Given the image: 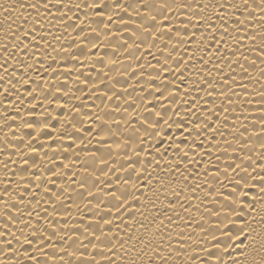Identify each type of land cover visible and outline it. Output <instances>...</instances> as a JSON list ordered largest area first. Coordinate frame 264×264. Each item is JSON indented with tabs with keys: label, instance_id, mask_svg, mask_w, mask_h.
<instances>
[{
	"label": "bare ground",
	"instance_id": "6f19581e",
	"mask_svg": "<svg viewBox=\"0 0 264 264\" xmlns=\"http://www.w3.org/2000/svg\"><path fill=\"white\" fill-rule=\"evenodd\" d=\"M19 2L23 3L25 0H19ZM66 2L71 3V0H66ZM105 2L111 3V0H105ZM127 2L129 0H120L121 4ZM14 3H16V0H0V5L9 8ZM104 11H108L116 23H111L108 16H104L102 22L99 21L89 9H76L73 7L71 11L64 8L58 12L55 7H52L51 13L53 15L45 13V15L41 16L31 7L27 9L17 8L16 11L11 13L12 21H15L12 23L14 31H9L6 24L12 21H5V12L0 7V26H3V31H0V45H7V49L0 47V62L3 61L8 53L15 52V55L8 61L10 75L5 76L6 81L11 79L14 83L4 85V88L11 89L12 95L8 96L7 99L0 96V124L13 125L12 129L7 130V136L11 143H7L4 140V133L0 132V147L15 152V155L11 158L16 161V163L11 164L13 169L26 167L23 164V159L34 158L38 165L42 163L43 166L37 168V175L43 178L45 183H47L48 177L58 181L57 184L49 183L47 185L53 189V195L55 191H59L61 188L65 189L64 198L68 207L62 208L61 213H67L72 218L69 219L66 228L60 229L61 231H72L74 228L83 230L85 226H89L87 217H91L92 213L97 211L95 197H88L89 200L93 201L91 205L81 199L80 182L86 180L89 181L87 188H91L92 183H96L103 189V191L92 189L93 192H99V196L103 201L101 207L109 199V197L104 195L105 192L116 191L120 193L127 191L130 194L128 200L125 201L127 210L121 209L123 222L120 220L115 221L120 227L119 229L112 227V233L122 230L125 239L131 234L133 235V240L136 239L137 235L142 236L144 240H152L154 234L161 228L160 220H163L165 224L169 225L167 232L161 230L160 234L155 236L153 246L161 242V237L168 236V239L163 241L164 252L160 253V255L171 253L172 260L168 264H189V256L197 253L199 257L207 258L208 264H232V260L236 259L241 250L250 243L254 241L258 249L260 243L264 241V224L260 223V214L250 211V206L253 204H255L257 209H264V191L261 190L262 186H264V179L258 174L260 173L259 167H256L255 171L249 168L247 173L241 171L238 175L236 172L228 171L226 173L228 178H225V164L231 162L232 155H237L238 160L249 162V148L241 147L240 142L245 139L244 133L252 134V127L250 120H244L242 117L258 113L260 108L259 101L261 100L259 89L264 86V80H261L259 84L256 83V79L243 80L242 83L247 87H236L235 91L240 94L238 96H232L231 93H228L232 100L229 103L227 98L221 100L218 95L213 97L206 96V92L209 90L208 86L200 80L201 77L207 76V73L201 71L203 61L189 68L188 72L185 73L186 78L176 79L175 73L164 71H161L159 77L141 75V73L154 74L157 70L165 67L171 68L180 53L184 52L185 45L181 44L176 50V55L166 62L164 57L167 54V48L171 47V42L165 46L163 41L158 40L156 43L159 47L153 48L151 44L144 45L137 50V58L135 60L126 61L125 53H121L119 50L115 53L112 52V47L121 43L120 34H114V30L124 27L119 22L120 16H124L130 21L127 25L130 30L136 28L134 21L140 19V17L135 15L129 17L127 12L121 9H104ZM117 13L119 14L117 15ZM77 16H79V19H76ZM62 19L63 23H61ZM183 19H185L183 15L179 19L173 15L172 21H165V23L179 25V28L183 29V25L179 23ZM98 23L99 37L93 34V30L96 29ZM66 24H75L76 27L74 29H66ZM82 27L84 32L81 35H87L89 40H97L98 43L92 47L91 51H88L86 46L84 47L85 55L82 57L83 64L81 65L80 60H73L71 57L73 53L78 55L81 51L82 40L77 36V33L80 32ZM193 30L189 29L190 32ZM199 31L203 32L204 29ZM29 32L31 35H27ZM48 33H51V35ZM105 33H108V35H105ZM126 34L136 39L135 32L130 31ZM171 35L175 40L176 33L172 32ZM197 39H201V37H197ZM184 40H187V37H184ZM36 41H40V43L33 47ZM233 43L235 42L233 41ZM17 44H20L19 48L16 47ZM25 44L27 48H25ZM49 44L52 47H49ZM70 44L73 47L70 48ZM191 47L195 51L196 45L192 44ZM53 48L56 51H53ZM38 49L46 50L48 55L45 56L44 51H38ZM145 49H150L155 58L153 55H148ZM211 51L213 49L210 48L209 52ZM33 52H37L40 62H37V57L32 55ZM184 55L187 56L188 53L184 52ZM199 55L200 53L196 52V56L199 57ZM101 56L104 57L102 62L100 60ZM60 57H63V59H60ZM113 59L120 61V63L114 64ZM205 59H208V57H205ZM241 62H243L242 57ZM223 63L221 61L222 65ZM49 64L51 68L45 71ZM138 64L143 67L138 68ZM183 66V63H181V68ZM248 66L252 69L250 61ZM13 67L16 69L15 72L12 71ZM207 67L211 71V66L207 65ZM125 68L128 69L127 72H125ZM66 69L71 71H66ZM224 71L227 72L228 69L225 68ZM106 72L108 73L107 76L104 75ZM241 73L242 70L237 66V79H239ZM0 75H4L2 67H0ZM25 76L28 79L27 84L23 83ZM65 76L69 78V83L66 85L64 82ZM252 76L258 77L259 72L252 69ZM165 77L168 80L166 85L163 84ZM213 77H215V72H213ZM215 78L218 79V77ZM173 80H176L175 85L171 83ZM117 81L123 83L120 84ZM190 81L200 82L203 84L205 91L195 89L194 84L190 83ZM93 82L99 84V89L94 86ZM150 84H155L158 87H150ZM133 85H135L134 88ZM57 87L63 89L59 93V99H55L57 95L55 89ZM164 87H167L169 91H164ZM4 88H0V92H3ZM79 88L84 89L83 93L77 90ZM46 89L51 90L49 100H44V95L49 94ZM100 89H112L123 99L109 101L106 95L101 94ZM160 91H163V95L168 97L167 100L163 101L166 106L164 109L160 108L161 101L154 99L155 96L160 94ZM248 91L252 92V96L246 95ZM93 92L96 94L92 95ZM150 92L152 95H149ZM216 92L218 93L219 89H216ZM128 93H132V95L129 96ZM173 93L175 94L174 97ZM33 95H35L36 99H33ZM145 96L148 97L147 100L143 99ZM19 97H22V99ZM197 97H199V100H197ZM173 98H175L176 104L171 103ZM54 99L55 102H50ZM206 99L215 100L217 104H222L223 107L213 109L212 104L204 103ZM128 100H133L132 107L136 111L131 113L123 111V109L129 107L126 103ZM244 100H255L256 103H242ZM149 101H151V104H149ZM32 104H37V107L33 109ZM141 104L148 105L151 108V113H144ZM115 105H119L120 111L116 110ZM152 105H155V107H152ZM5 108H7L8 115L14 119L5 121ZM188 108H191L192 111H187L186 109ZM225 109H228V111L225 112ZM237 109L239 111H236ZM247 109H253L254 111L249 113ZM158 110L167 111L169 116L165 117V119L170 118L174 124L179 121L186 129V131L178 127L166 129L168 135L163 137L161 147H167L169 143L172 144V147L168 148L166 156L158 153L153 147L151 155H148L147 151H141L139 157H137L135 152L132 151L133 147H136L137 151L140 148L148 149V144L139 145L137 141L138 146L130 144L127 149L128 156L121 158V156L117 155L123 148V142L121 141L120 148L113 147L111 149V159L108 160V163H101V156L103 155L107 158L109 155V150L101 147L103 143L101 137L104 140L109 138V129L104 123L106 117L109 120L113 117L119 119L121 116L125 118L136 116L139 118L142 114L154 115ZM173 110L176 111L175 116L171 115ZM97 116L99 117L98 119ZM205 116L209 118L207 122L211 123L212 130H203L200 137V140L203 141L200 145L201 148L207 146L209 139L215 135L217 128L227 134L223 137L215 135V143L212 144L213 148L219 144V154L225 156L226 159L213 160V163L220 166V171L216 173V176L218 180L223 181V187L217 183L211 190L229 195L234 194L236 199L244 202V212L238 216H228L226 218L221 204L213 202L216 197L207 196V203L198 210L194 208L192 211L185 212L177 207L175 211L180 213V216H173L175 224H169L168 218L163 215V212L168 211L171 214L173 210L168 207L164 195H161L160 199L157 200L155 191H148L150 186L148 177H152V184L157 188L160 184V181L156 180L157 176L165 180L174 179L173 184L166 185L165 193L168 199L175 203L177 197L172 195L170 188L183 187V182L182 177L178 173L174 178L170 176L169 170L175 168L176 161L179 159L176 152L182 153L185 150L184 148L176 149L175 145L181 141L185 145H191L197 139L195 125H199ZM225 116L228 117L227 120H225ZM45 121L48 124L47 128H45ZM29 122L32 124L31 129L28 127ZM76 126L81 128L80 132L76 131ZM116 127L117 125H113L112 129L114 130ZM161 127H164L163 121H161ZM89 128L95 139H92V136L87 134L86 130ZM120 128V135H129V132L124 130L123 123H121ZM13 131L15 135H13ZM185 137L188 138L185 139ZM157 139H160V135H158ZM225 140L231 142L232 149L237 150L236 153H233L232 150H229L227 154L224 153L223 150L228 147L227 144L223 143ZM149 143L155 145V141L150 140ZM16 145H19V147L15 148L14 146ZM32 147L35 148V152L32 151ZM93 152L96 153L95 157L91 155ZM215 154L213 153V155ZM157 156H161V163H157L156 159H154ZM251 156V163L255 165L259 158V149L256 152H252ZM50 157H54L55 162L48 159ZM5 158V156H0V159ZM137 159L139 163L133 165L137 171L132 172L127 167L121 170L122 164H127L130 160ZM188 159L189 163H191V158L189 157ZM203 159L207 161V157H203ZM259 164L264 165V160H259ZM179 167L181 171H184V164H180ZM205 167H208L206 163L192 165V170ZM48 168H51L52 172H48ZM101 168L104 169L103 172L100 171ZM161 168H163V171L159 170ZM30 173L31 169L24 174L25 178ZM53 173H59V176H53ZM88 173H91V175H88ZM249 173L255 175V179L249 180V187L245 188L240 177H247ZM0 175H2V169H0ZM8 175L17 181H21L20 172L15 174L9 172ZM126 177L127 179H125ZM196 179L193 178L188 181L189 185L195 184ZM208 179L212 180V176L210 175ZM235 181H240V183L237 184ZM31 183L38 184L39 181L33 177ZM134 185L136 187H133ZM12 187L16 188V185L13 184ZM69 188L76 191L69 193ZM87 188L83 192L84 196H87ZM27 191L29 195L24 197L25 202L30 199L33 189L29 187ZM36 191L40 193L39 196L35 197L36 200L44 197L43 188H38ZM133 191L136 192L135 197L131 195ZM245 191L248 193L247 196L243 195ZM141 193H144V195H141ZM69 195L72 197L70 200L67 199ZM145 196H147V199H145ZM185 196H189L187 190L179 199L184 200ZM204 198L205 193L201 191L198 193V199L191 200V203L194 206L200 205L201 199ZM218 198L220 200L224 199L223 195ZM149 201H152L155 207ZM54 202L57 207H61L58 201L54 200ZM77 205L80 207L78 208ZM21 207L23 206L21 205ZM43 207L50 208L47 197L44 198ZM30 208H40L42 215H49V213L43 212V208L40 205L33 204L30 205ZM81 212L86 213V218L83 222L78 223V217ZM157 213H159L158 219L156 218ZM244 213H247V215L245 216ZM117 215L120 214L117 213ZM181 217H186L188 223H185V220ZM95 218L99 219V216ZM25 219H28V217L25 216ZM154 219L155 223H151ZM226 219L228 222H225ZM39 223L43 225L46 224V221L40 220ZM249 223L253 227H245V232H251L252 234L248 239L244 240L243 245H240L239 240L244 239L243 234L238 238L235 233L241 226ZM141 224L145 225L147 230H145V227H141ZM57 227H60L59 221H57ZM181 235H183V239H180ZM169 243L172 244V248L168 247ZM137 247L140 248L143 245L139 244ZM172 249H178L180 255ZM208 251H211L213 255L208 256ZM184 253H187V255ZM131 255L135 256V253H131ZM150 257H153V253L149 248L146 250V254L141 256V260L137 261V264L146 262ZM118 264H124V262L118 260ZM156 264H160V262L157 261Z\"/></svg>",
	"mask_w": 264,
	"mask_h": 264
},
{
	"label": "snow or ice",
	"instance_id": "6c2138e0",
	"mask_svg": "<svg viewBox=\"0 0 264 264\" xmlns=\"http://www.w3.org/2000/svg\"><path fill=\"white\" fill-rule=\"evenodd\" d=\"M5 12V21H12L11 13L16 11L17 8L27 9L31 7L38 12L41 16L45 13L53 15L51 13L52 7L56 8V11H61L64 8H67L68 11H71L73 7L76 9H89L92 11L93 16H95L99 21H103L104 16H108V19L111 23H116L113 20L112 16L109 15L108 11L104 9H121L126 11L128 16L131 17L135 15L140 17L134 21L136 28L130 30L127 25L130 22L124 16H120V23L124 25L123 28H117L114 30L115 33L120 34L121 43L116 44L112 47V52L125 53V60H135L137 58V50L141 49L144 45L151 44V47L157 48L156 41L160 40L164 42V45L167 46L171 42V47L167 48V54L164 59L167 62L174 55H176L177 48L184 44V52H187L188 55L185 56L184 52L180 53V56L174 61L171 68L165 67L157 70L153 73H141V75H148L150 77H159L161 71L175 73L176 79L185 77V73L188 72L189 68L194 67L195 64H200L203 61L201 66V71L207 73V76L201 77L200 80L203 81V84L208 86V91L206 92L207 97L219 96L221 100L227 98L229 103L232 102L231 96L228 93H231L232 96L240 95L235 91L236 87H247L242 83L245 79H256V83H260L261 80H264V0H129V2L121 4L120 0H111V3L105 2V0H71V3H67L66 0H25L21 3L19 0H16L11 8L0 5ZM119 13H117L118 15ZM173 15L177 19L181 15L185 19L180 20L179 23L183 25V29L179 28V25L166 24L165 21H172ZM79 19V16L76 17ZM11 23H7L6 27L9 31H14L12 29ZM63 19L61 23H63ZM110 27V25H108ZM75 24H66V29H74ZM139 29V31H137ZM189 29H194L189 31ZM204 29L203 32L199 31ZM0 31H3V26H0ZM130 31L135 32L136 39H133L129 33ZM84 32L83 27L80 32L77 33V36L81 38L82 43L80 45L81 51L77 55L76 53L72 54L73 60H80L81 65L83 64L82 57L85 55L84 47L86 46L88 51H91L92 47L98 43L97 40H89L87 35H81ZM172 32L176 33V39L174 40L171 35ZM51 35V33H48ZM93 34L99 37V23ZM7 35V33H5ZM31 35V33H27ZM108 35V33H105ZM166 37V39H165ZM184 37H187V40H184ZM201 37V39H197ZM210 38V39H209ZM207 41V42H205ZM233 41L235 43H233ZM46 42V41H45ZM40 41H36V44L33 47H36ZM192 44L196 45L195 51L192 49ZM0 47L7 49V45H0ZM17 48L20 47V44L16 45ZM49 47H52L49 44ZM73 47V45H69ZM25 48L27 45L25 44ZM213 51L209 52V49ZM203 49V51H201ZM56 51L55 48L52 49ZM164 50V49H161ZM38 51H44L45 56L48 55L46 50L38 49ZM148 55L154 54L150 49H145ZM196 52H199V57L196 56ZM252 54V55H249ZM15 55V52H10L6 55L2 62H0V67L4 70V75H0V88H4L5 84H13L14 82L9 79L5 80L6 75L9 73V64L8 61ZM33 56L37 57V62H40V58L37 55V52L32 53ZM208 57V59H205ZM241 57L243 62H241ZM63 59V57H60ZM104 57L101 56L100 60L103 61ZM223 61V65L221 64ZM251 62L252 69H255L259 72L258 77L252 76V69L249 68L248 62ZM42 63V62H41ZM113 63H120L113 59ZM181 63H183V68H181ZM211 66V71L209 67ZM27 66V65H26ZM155 67L154 65H151ZM237 66L242 70L239 79H237ZM130 67V65H129ZM138 68L143 67L142 65H137ZM51 68V65H48L47 71ZM227 68L228 71L225 72L224 69ZM15 68H12V71L15 72ZM66 71H71L66 69ZM128 69L125 68V72ZM213 72H215V78L213 77ZM105 76L108 73H104ZM213 77V78H209ZM186 78V77H185ZM55 79V77H53ZM65 85L69 83V78L65 76ZM24 84L28 83V79L25 76L23 81ZM117 83L122 84L123 82L117 81ZM168 83L167 77L164 78L163 84ZM175 85L176 80L171 82ZM195 89L199 91H205L203 84L200 82H192ZM94 86L99 89V84ZM135 85H133V88ZM150 87H158L155 84H150ZM216 89H219V92H216ZM79 92L83 93L84 89H77ZM159 90V89H158ZM27 91V89H25ZM57 95L55 99H59V93L63 89L57 87L55 89ZM127 91V89H125ZM143 91V89H142ZM164 91H169L167 87H164ZM46 92L49 94L44 95V100H49V95L51 93L50 89H46ZM101 94L107 96L109 101H114L118 99H123L112 91V89H100ZM96 93L93 92L92 95ZM12 95L10 88H4L3 92H0V96L7 99L8 96ZM129 96L132 93H128ZM149 95H152L150 92ZM173 93V97H174ZM247 96H252V92L248 91ZM259 95L261 100L259 101L260 108L258 113L252 116L242 117L244 120H250L252 127V134L244 133L245 139L241 141V147H248V163L243 160H238L237 155H232L231 162L225 164V178H228L226 173L228 171L236 172L237 175L239 172L244 171L248 172L249 168H252L255 171L256 167H259L260 174L262 179H264V165L259 164V160H264V86L259 89ZM22 99V97H19ZM33 99H36L33 95ZM51 100L50 102H55ZM144 100H147L148 97H143ZM154 99L161 101L160 108L164 109L166 106L163 103L164 100H167L168 97L163 95V91H160V94L155 96ZM199 100V97H197ZM11 103V101H9ZM126 103L129 107L123 109L124 112H134L136 109L132 107L133 100H128ZM172 104H176L175 98L171 100ZM205 104H212L213 109H218L223 107L222 104H217L215 100L204 101ZM242 103H256L255 100L248 101L244 100ZM151 104V101H149ZM37 104H32V108L35 109ZM63 107V105H61ZM141 107L144 109V113H151V108L148 105L141 104ZM155 107V105H152ZM117 111H120L119 105H115ZM187 111H192L191 108L186 109ZM205 110V109H201ZM228 109H225L227 112ZM236 111H239L238 109ZM249 113H252L253 109H247ZM194 114V113H193ZM41 115H43L41 113ZM87 115V114H86ZM172 116L176 115V111L173 110ZM169 116L167 111H157L154 115H140L139 118L136 116H131L130 118H125L121 116L119 119L113 117L110 120L107 117L104 120V123L109 129V138L104 140L101 147H105L109 150V155L105 158L101 156V163L107 164L108 160L111 159V149L113 147L120 148L121 141L123 142V148L120 152L117 153L118 156L127 157L128 156V147L129 145H139L148 144V149L140 148L137 151L136 147L132 148V151L135 152L136 156L139 157L141 151H147L148 155H151V149L155 147V150L158 153H161L163 156L167 155L168 148L172 147V144L169 143L167 147H161L163 144V137L168 135L166 129H171L172 127H178L182 130H185V126L180 124L177 121L175 124L172 120L165 119ZM99 117L97 116V119ZM4 119L8 121L9 119H14L8 115L7 108H5ZM199 119V117H197ZM228 117L225 116V120ZM209 118L205 116L204 120H201L199 125L196 127V137L197 139L193 141L191 145H185L183 141L175 145L176 149L184 148L185 150L181 152H176V155L179 159L176 161V166L174 169H170V176L173 178L178 173L182 177L183 187L170 188V191L174 197H177L175 203L171 199H168L167 194L165 193L166 185H171L174 183V179L165 180L164 178L157 176L156 180L160 181L159 187L157 188L152 184V177H148V191H155L156 199L159 200L161 195H164V199L167 200L168 207L173 211L170 214L168 211H164L163 215L168 218L169 224H175L173 216H180V213L176 212L175 209L179 207L185 212L192 211L194 208L197 210L207 203V196H214V203H220L223 209L224 216H238L240 213L244 212V202L236 199L235 195H229L221 192H215L213 186L217 183L223 187V181L218 180L216 173L220 171V166L213 163V160L220 161L226 159L225 156L219 154L220 148L219 144L215 148L212 147V144L215 143V135L226 136L227 134L223 131H220L219 128L215 130V135L209 139L207 146L201 148L200 145L203 143L200 140V137L204 129L212 130L210 122H207ZM161 121L164 122V127H161ZM123 123L124 130L129 132V135L122 136L120 125ZM45 128L48 127L47 121L44 122ZM117 125L113 130L112 126ZM75 126V125H74ZM29 129L32 128V124L28 123ZM12 124H0V132L4 133V140L7 143H11L7 136V130L12 129ZM159 130V132H158ZM76 131L80 132L81 128L76 126ZM87 134L92 136V131L89 128ZM99 134V133H97ZM13 135L15 132L13 131ZM160 135V139H157ZM188 137H185L187 139ZM92 139H95V136H92ZM171 139V138H170ZM155 141V145L149 143V141ZM223 143L227 144L228 147L223 151L228 153L229 150H232L233 153H236L237 150L232 149L231 142L225 140ZM31 144V142H30ZM138 146V145H137ZM18 148L19 145L14 146ZM259 149V158L255 165L251 163L252 161V152H256ZM32 151L35 152V148L32 147ZM199 153V155H198ZM213 153H216L213 155ZM15 155V152L8 151L4 147H0V156H5V159H0V169H2V175H0V264H118L119 261H123L124 264H137V261L141 260V256L146 254L147 249H151L153 257H150L146 262H141V264H156L157 261L160 264H168L172 260L171 253L164 252L163 241L168 239V236L161 237V242L153 246V240L155 236L160 234V231L167 232L168 224H165L163 220H160L161 228L154 234L152 240H144L142 236L137 235L136 239L133 240V235H128L127 238H124L123 231H118L117 233H112V227L119 229L120 225L116 224L115 221L122 220L123 208L127 210V205L125 201L128 200L130 195L127 191L117 193L116 191L105 192L104 195L109 197L107 203H104V206L101 207L103 203L99 192H93L92 189H99L103 191L100 185L92 183L91 188H87L89 181L82 180L80 182V191L81 199L85 201L88 205L93 203L92 200H89L88 197H95L96 203L95 207L97 211L92 213L91 217H87L88 225L85 226L83 230L74 228L72 231H61L60 229L66 228L69 222V219L72 217L65 213H61L62 208H67L68 205L65 203L64 192L65 189L61 188L59 191H55L53 195V189L49 188L47 185L57 184L58 181L48 177L47 183L44 179L37 175V168L42 167L43 164H37V161L34 158L23 159V164L26 167L13 169L11 164L16 163L15 160L11 158ZM93 157L96 156V153H91ZM46 156V154H45ZM191 158V163L189 159ZM207 157V161L203 159ZM55 162L54 157L48 158ZM157 163H161V156H157ZM137 160H130L127 164L121 165V170L125 167L130 169L132 172L137 171L133 166L138 164ZM207 164L208 167L203 169L192 170V165H201ZM184 164V171L180 170L179 165ZM31 173L25 178V173ZM163 171V168L159 169ZM48 172H52L51 168L47 169ZM101 172L104 171L103 168L100 169ZM146 171V170H145ZM155 171V169H154ZM20 172L21 181H17L9 176L8 173ZM91 175V173H88ZM142 175V173H141ZM212 176V180H209L208 177ZM53 176H59V173H53ZM35 177L39 181L38 184H32V178ZM139 178V177H138ZM196 179V183L189 185L188 181ZM127 179V177L125 178ZM255 175L248 174L247 177L241 176L240 180L243 181L245 188L249 187L248 181L254 180ZM75 182V181H72ZM239 184L240 181H235ZM15 184L16 188H13L12 185ZM143 186V185H142ZM31 187L33 191L31 192L30 199L25 202L24 197L28 196V189ZM133 187H136L135 185ZM38 188H43L44 197H41L40 200H36L35 197L39 196L40 193L36 191ZM87 188V196L83 195L84 190ZM17 190H19L17 192ZM185 190L188 191L189 196H185L184 200H180L179 197L184 195ZM262 191H264V186H262ZM76 191L75 189H68V192ZM203 191L205 193V198L201 199L200 205H192L191 200L198 199V193ZM247 191L243 195L247 196ZM133 197L136 196V192L131 193ZM144 195V193H141ZM223 195L224 199L220 200L218 197ZM47 197L49 207H43L44 198ZM67 199H72L71 195ZM147 199V196H145ZM58 201L61 207H57V204L54 202ZM153 207L155 204L152 201H149ZM40 205L43 208V212L49 213V215H42L40 208H30V205ZM21 205L23 207H21ZM79 208L80 206L77 205ZM207 211V209H205ZM215 211V209H213ZM250 211L252 213L260 214V223L264 224V209H257L255 204L250 206ZM119 213L120 215H117ZM246 216L247 213H244ZM25 216L28 219H25ZM99 216V219L95 217ZM86 218V213L81 212L78 217V223L83 222ZM156 218H159V213L156 214ZM185 220V223H188L186 217H181ZM44 220L46 224H40L39 221ZM57 221H59L60 227H57ZM225 222H228L227 219ZM234 222V221H233ZM155 223V219L151 221ZM141 227H147L141 224ZM245 227L252 228V224H247L241 226L235 233L239 238L243 234L244 239L239 240V244L243 245L244 240L248 239L251 236V232H245ZM254 230V229H253ZM90 233V234H89ZM59 236V238H57ZM180 239H183L181 235ZM179 243V241H177ZM142 244L143 247L138 248L137 245ZM238 246V245H234ZM169 248H172V244H168ZM177 251V254L180 255L178 249H172ZM206 250V249H204ZM131 253H135V256H132ZM187 255V253H184ZM213 253L208 251V256H212ZM259 257V258H257ZM189 264H208L207 258L199 257L198 253L189 256ZM232 264H264V241H262L257 249L255 242L250 243L246 248L242 249L236 259L232 260Z\"/></svg>",
	"mask_w": 264,
	"mask_h": 264
}]
</instances>
